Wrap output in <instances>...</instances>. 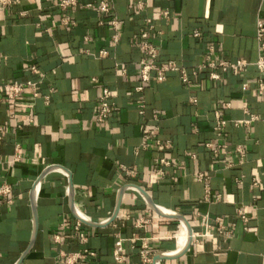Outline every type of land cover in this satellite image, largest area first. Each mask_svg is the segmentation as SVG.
<instances>
[{
	"label": "crops",
	"instance_id": "crops-1",
	"mask_svg": "<svg viewBox=\"0 0 264 264\" xmlns=\"http://www.w3.org/2000/svg\"><path fill=\"white\" fill-rule=\"evenodd\" d=\"M4 1L0 83L33 79L39 94L26 89L0 100V186L10 185L0 193V264H59L61 249L82 247L76 207L97 252L90 264H264V70L256 63L264 56L257 36L264 0H141V8L111 0L109 12L98 9L99 0L67 10L59 0ZM147 40L157 63L174 60L190 81L181 69L153 77L141 112L135 86ZM211 46L214 59L247 64L219 79L209 66L194 73ZM103 85L113 91L114 109L98 122ZM161 156L170 163L159 164ZM243 204L248 221L237 214ZM205 213L234 223V232L208 228ZM56 232L64 242L54 240ZM119 237L124 260L113 254ZM143 241L153 261L143 260Z\"/></svg>",
	"mask_w": 264,
	"mask_h": 264
},
{
	"label": "built area",
	"instance_id": "built-area-1",
	"mask_svg": "<svg viewBox=\"0 0 264 264\" xmlns=\"http://www.w3.org/2000/svg\"><path fill=\"white\" fill-rule=\"evenodd\" d=\"M9 0H5L4 2H8ZM135 3L141 8L143 6V3L141 0H134ZM80 4V0H59V6L63 10H67L70 7L76 6ZM93 2H86L84 6L91 7L93 6ZM98 9L102 12H109L112 9L111 0H99L98 1ZM167 13V11H165ZM150 23V18L147 19ZM67 22V17L65 16L63 18V22ZM112 23L114 26L117 25L118 20L117 18L112 19ZM194 35L198 36L200 35L199 30H194ZM257 36L259 40H261V47H264V42L262 41V38L264 37V20L259 19L258 20V29H257ZM119 39V36L117 34L114 35V41H117ZM143 49L146 53V57L142 58L138 62L139 67V82L135 86V90L138 91L140 94L137 98V103L139 104L140 111H144L145 107V97L143 95V90L145 89L146 83H149L153 77H156L158 80H164L166 78V73L169 70H180L182 72V80L184 82H189V76L185 68L180 67L177 65V63L174 60H169L165 63H157L155 61L157 57V48L154 43L147 40L143 43ZM214 47H210V51L208 53V60L206 63H202L199 65L198 68L194 69V73H197L199 69L209 66L211 67L210 71V77L213 79H219L221 77L222 72L229 71V70H241L243 67L247 64V61L245 59H237V60H228V59H214L213 58V52ZM108 51L106 49H101L99 51V55H106ZM258 67L261 70H264V56H260L258 60L256 61ZM31 69L34 72H39V67L36 65V63H32ZM94 81L96 78H93ZM37 81H34L33 79H13L11 81H7L5 83H0V91L2 92L3 96L0 95V100L3 97H6L8 99L14 100L22 95V93L26 89H31L34 91L35 95L39 94V91L37 90ZM259 91L264 92V80H259ZM48 97V95H46ZM113 97V91L110 87L107 85H103L101 88V93L99 96V101L97 105V113H96V121L98 122H105L110 114L112 113L114 109V101L112 99ZM193 101H196V98H192ZM227 105L230 103L227 102ZM216 118H217V125L222 126L225 124L226 119L223 117L220 110H217L216 112ZM251 119H245V122H250ZM0 130H2V127H0ZM149 137L147 135L145 137V141L143 142V145H146V139ZM206 145L209 147L214 148V144L211 141H207ZM216 149V148H215ZM214 149V150H215ZM236 149L244 154V147L242 144L238 143ZM157 161L159 164H169L170 160L165 157L161 156L157 158ZM163 169L159 168V173H163ZM198 178L205 180L207 178V175L204 172H200L198 174ZM40 183V178L36 181L34 190L37 191L38 185ZM254 184H258V179L255 177L253 179ZM207 186V195L210 192V186L208 183H206ZM10 191V185L8 183H5L0 186V193H6ZM220 198V195H217V199ZM174 211V210H170ZM76 213L78 215V218L75 223V229L77 230V237L80 241V243L83 245L80 248L74 249V250H66L61 249L60 250V257L61 262L59 264H90L88 262L89 259H93L97 255V252L95 249L90 248L87 245L88 236L86 232L82 229L83 220H87L86 216L83 214L82 211L76 207ZM238 216L243 221H248L250 218V209L248 205H241L237 209ZM203 224L207 226L208 228H216L219 232L227 233L228 235H231L234 232V223L228 224L224 217L221 215L215 216L213 220H210V216L205 213L201 215ZM175 237L177 239V232L175 233ZM53 238L55 241L62 243L66 239V235L61 232H56L53 234ZM178 241V240H177ZM123 250V239L119 237L114 246L113 254L114 257L117 260H124L125 255L122 253ZM141 253L143 260L145 261H153V252H151V249L146 241L142 242V248Z\"/></svg>",
	"mask_w": 264,
	"mask_h": 264
},
{
	"label": "water",
	"instance_id": "water-1",
	"mask_svg": "<svg viewBox=\"0 0 264 264\" xmlns=\"http://www.w3.org/2000/svg\"><path fill=\"white\" fill-rule=\"evenodd\" d=\"M151 205L153 206V207H156L157 205L155 204V203H151ZM158 207V206H157ZM156 207V208H157ZM170 212H175V211H170ZM173 214H175L176 216H179V217H182V218H185L184 216H183V214H181V213H178V212H175V213H173ZM112 219V218H111ZM111 219H110V221H111ZM188 224V223H187ZM189 231H191V227L189 226ZM159 257V255H156V259Z\"/></svg>",
	"mask_w": 264,
	"mask_h": 264
},
{
	"label": "bare ground",
	"instance_id": "bare-ground-1",
	"mask_svg": "<svg viewBox=\"0 0 264 264\" xmlns=\"http://www.w3.org/2000/svg\"><path fill=\"white\" fill-rule=\"evenodd\" d=\"M186 227V226H185ZM186 229V232H188V230H187V228H185Z\"/></svg>",
	"mask_w": 264,
	"mask_h": 264
}]
</instances>
